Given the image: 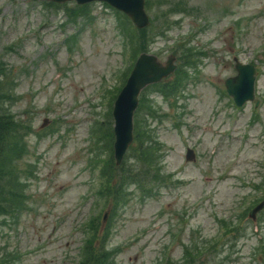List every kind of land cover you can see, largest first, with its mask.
I'll use <instances>...</instances> for the list:
<instances>
[{
  "label": "rangeland",
  "instance_id": "374dc122",
  "mask_svg": "<svg viewBox=\"0 0 264 264\" xmlns=\"http://www.w3.org/2000/svg\"><path fill=\"white\" fill-rule=\"evenodd\" d=\"M150 3L146 39L130 44L122 28L136 26L104 1L0 0L10 108L33 130L18 161L28 208L18 221L0 216V257L14 252L16 264H73L87 237L79 227L90 215L100 227L107 215L115 264H264V207L251 216L264 200V0ZM186 51L198 60L186 66L179 96L166 99L165 87L155 84L141 95L159 110L153 117L142 108L139 124L161 145L158 164L156 152L148 157L160 171L137 175L132 143L122 161L133 165L125 176L134 178L124 200L117 207L99 200L110 149L97 123L112 121L114 129V102L141 53L164 64L174 55L179 69ZM238 62L257 66V107H238L227 93L225 80L237 74ZM190 149L195 156L187 159ZM152 175L138 186L136 179Z\"/></svg>",
  "mask_w": 264,
  "mask_h": 264
},
{
  "label": "trees",
  "instance_id": "16d2710c",
  "mask_svg": "<svg viewBox=\"0 0 264 264\" xmlns=\"http://www.w3.org/2000/svg\"><path fill=\"white\" fill-rule=\"evenodd\" d=\"M150 4V0H147V8L151 7ZM77 10L82 11V14H84L85 5L77 6ZM127 19L129 18L127 17ZM123 25L124 23L122 21V26ZM122 30V35L129 39L128 42H130V44H134L135 38H138V41L140 42L144 41L148 32L147 27L142 29L135 27L131 31L128 29L125 30L124 28H122ZM127 32L130 37H128ZM145 49V46L141 48V50ZM186 50H188V48ZM189 51H192V49ZM189 51H186L184 55L179 57L181 66L177 69L173 80L167 82L162 81L163 83L160 82L155 84V86H158L160 89L162 86L165 87L163 92L165 93L164 95L166 99L173 95L179 96L181 94L184 81L187 78L186 73H188V68L186 66L194 67L197 64L198 58L194 57L193 52ZM194 52L198 53L199 51ZM10 76L11 72H9L4 63L0 61V216L10 215L13 220L18 221L22 215V211L27 210L29 199V196L25 191L28 182L19 174L18 161L22 158L23 154L27 152L24 139L29 136L33 130L31 125H25L20 121L10 108L12 105L11 102L15 100L12 88H8ZM7 102H9V104H7ZM147 103H150V101L144 98L140 99V104L136 112V114L138 113V120L136 118L137 122L135 121L134 130L135 138L130 149L132 157H135L139 164L141 163L140 171L137 175L149 171L158 173L161 169L160 167L152 169L151 162L154 157L151 156V158H148L153 152L158 154L161 150V145L159 142L153 141L152 130H149L148 128L145 129V126H140L139 124V117L143 114L142 108L146 109L144 110L146 114L153 117L158 116L159 110L155 109L151 103L146 106ZM111 122L112 121L109 122L108 126L102 121L97 123L99 131V133H97L101 136L105 132L107 147L110 149V156L106 160L107 165L101 170L102 177H105L106 181H101L98 194L100 198L99 200L102 198L109 203L111 201V204H114L117 207V205L124 200L121 195L125 192L126 185L134 182V178L125 176L127 172H130V170H125V167H132L133 165L128 164L127 160L119 165L116 163V159L112 156L114 132L110 125ZM92 136L94 137V135ZM101 138L104 137L101 136ZM98 157L99 156H96L94 160H91L94 168L98 167L100 164ZM160 158V154L155 157L157 164L159 163ZM144 162L147 163V166H144ZM118 171L120 172V175L117 179ZM30 174H33V171L30 172ZM154 176L155 179L161 177L159 175ZM149 181H153V175L149 177L143 176L140 179H136V182L139 183V187L149 183ZM153 192V189H149L148 195H151ZM119 197L121 199H118ZM97 206L98 205L96 204V207ZM111 209L112 207H108L107 213L111 212ZM112 212L113 214L115 213V208L112 209ZM101 220H103V222L100 227H98L94 223L93 216L90 215L87 223H84L79 227L80 230H83V232L85 231L87 237L85 238V243L80 246L79 254L75 257V262L73 264H115L118 249H109L106 245L107 237L111 232V225H108V223L107 225L105 224V216L103 219L101 218ZM91 233H93L92 236ZM12 253H9V256H12ZM9 256H7V254L2 255L0 257V264H16V256H13V258H10ZM194 261L195 258L192 260V263H194ZM169 264L173 263L169 262Z\"/></svg>",
  "mask_w": 264,
  "mask_h": 264
},
{
  "label": "water",
  "instance_id": "95a60500",
  "mask_svg": "<svg viewBox=\"0 0 264 264\" xmlns=\"http://www.w3.org/2000/svg\"><path fill=\"white\" fill-rule=\"evenodd\" d=\"M55 2L76 1L83 4L94 0H52ZM108 3L114 8L124 12L138 27L144 28L150 24V15L146 10V0H99ZM176 57L170 55L167 61L162 63L158 56L143 52L137 59L125 85L118 94L113 107L114 118V149L116 163L121 164L124 156L134 141V116L140 101L141 91L149 84L157 83L172 74L177 64ZM237 74L227 77L225 86L238 106H243L247 101L256 98V65L250 63H237ZM187 159L195 156L192 149ZM264 207V201L258 204L252 211V217ZM107 216V215H106ZM105 216V218H106Z\"/></svg>",
  "mask_w": 264,
  "mask_h": 264
}]
</instances>
